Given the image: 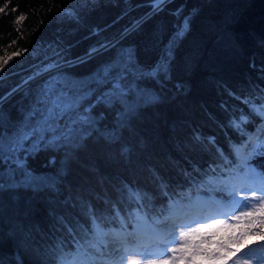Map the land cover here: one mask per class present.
I'll return each mask as SVG.
<instances>
[{"label":"trees","instance_id":"obj_1","mask_svg":"<svg viewBox=\"0 0 264 264\" xmlns=\"http://www.w3.org/2000/svg\"><path fill=\"white\" fill-rule=\"evenodd\" d=\"M0 8V130L9 136L27 124L42 85L57 73L87 78L130 55L136 71L123 82L152 96L107 126L94 107L97 127L75 148L25 153L24 166L40 182L0 189V264H57L94 241L95 222L130 224L134 208L184 218H174L180 205L172 201L235 162L234 145L245 136L233 118L243 111L262 120L243 99L264 100V0H0ZM165 57L167 73L153 78ZM31 74L39 76L24 83ZM247 163L262 177L264 149ZM236 247L261 264L264 235Z\"/></svg>","mask_w":264,"mask_h":264},{"label":"rangeland","instance_id":"obj_2","mask_svg":"<svg viewBox=\"0 0 264 264\" xmlns=\"http://www.w3.org/2000/svg\"><path fill=\"white\" fill-rule=\"evenodd\" d=\"M107 45L108 44H103L102 48ZM121 58L122 59L117 60L109 66L101 68V70L93 76L87 78L70 79L61 73H57L50 76L45 81V84L42 85L41 90L37 95V100L34 101V108L38 106L37 101L40 98L42 91L53 83L59 88L67 87L72 90L73 95H78L79 107L78 109L73 110L70 115L58 118L57 123L59 127L56 129L55 133H46L44 140H39L35 136L26 139L24 141V147L19 149L15 156H11L7 160L8 167L4 170H0V182L26 186L38 184L40 180L36 177V174L32 173L24 166L25 163L23 162V156L25 153L30 150H35L41 145L47 144H55L61 149L67 147L75 148L87 132L95 130L97 127V123L93 121L95 116L93 115L92 109L94 107H96L97 112H95V114L97 115V118H101L102 115L106 117V121L104 122L105 125L103 126H107L116 121L126 120L129 112H131L137 104L152 98L149 91L141 89L134 82H123L128 86V94L124 101L106 103L99 99L110 91V79H102V74L106 72L109 67L113 69L112 76H115L119 71H122L124 67L127 66L126 62L128 61V57L122 56ZM56 68L57 67H51L44 73L55 70ZM38 76L39 75L37 74H31L24 82L27 83ZM243 100L246 103L247 110H251L259 117L264 116V111H260L261 108L264 109V102L252 101L248 98H244ZM98 101L101 102L99 103ZM34 108H31L30 111L27 112L26 117L28 119L26 123L30 122L33 126L41 118L40 113H37L35 116H30ZM117 110H119V112L121 111V113H118ZM260 120L261 119L258 120L256 118L250 119L243 111L239 117L233 119L234 125L242 130L245 136L243 141L234 145L233 153L235 156V162L227 174H211L205 182L201 181L195 184L193 190L188 194V198H176L172 201L171 208L174 205H180L179 207L172 208L174 218L176 215L178 217L180 215L185 216L184 218L181 217L180 219H177L178 222L181 220L180 225L174 224L177 220L171 219V221L170 219H165L167 215L164 217L148 216L140 209L134 208L130 217V224L125 223V219L119 217V224L121 225L115 227H103V233L94 237V241L90 244L98 246L99 251H97L95 247L88 248L89 244H86L84 246L88 248L87 252L81 251L79 256H75L74 251L70 257L81 260L94 259L96 264L101 263L108 254H111L113 246L110 245V241L116 236L115 233L120 230L121 235L116 236L122 237L121 239L119 238L120 244L117 245L118 248L116 249H119L120 251H115L116 257L114 255L111 256L107 262L105 260L106 264H129V261L132 260L139 261V264H149V260L144 259L145 256L150 259H168V257L172 256L173 253L171 252V248L178 246L180 231H189L191 226H198L194 225L193 221L199 223H212L213 218L225 219V216H228L229 219L225 222L236 224L237 221L230 219L231 215H239V212L236 211L237 205L235 201H240L243 195L251 197L253 191L256 192L257 196L264 194V178L257 175L247 163L256 152L264 149V140H261V137H264V120ZM69 130H71L70 139L67 138ZM54 134L58 138L55 141H52L51 138ZM34 142L38 147H33ZM237 149H239L238 152L236 151ZM245 153H251L250 158L246 157ZM12 164L16 165L12 166ZM15 169L16 172L14 171ZM6 172L9 177H4V175H2ZM29 174L35 179L26 182ZM10 177H12V179H10ZM221 189L229 191V197H219L216 194V191ZM245 203H247L250 208L252 201H245ZM256 203H258V201H256ZM190 206L191 208H189ZM171 208L169 210H171ZM249 208H243L241 210L247 211ZM199 212L201 214H199ZM167 220H170V222ZM96 223L97 222L94 223L93 228ZM164 224H166V226H164ZM183 225H189L190 227L182 228L181 226ZM137 228L142 230V232H136L135 229L137 230ZM166 229H168L169 234L164 235L163 237V234L166 233L164 230ZM211 230L216 229L206 230L205 234L207 235V232H211ZM174 236L176 238L175 243H170L169 241H171ZM80 247L81 245L76 249H79ZM104 248L106 251L102 253L101 250ZM165 249H167L166 254ZM237 259H244L241 251L237 252L235 256L221 261L220 264H235ZM173 264H179V262L174 261Z\"/></svg>","mask_w":264,"mask_h":264},{"label":"snow or ice","instance_id":"obj_3","mask_svg":"<svg viewBox=\"0 0 264 264\" xmlns=\"http://www.w3.org/2000/svg\"><path fill=\"white\" fill-rule=\"evenodd\" d=\"M158 2V0H157ZM6 7V6H5ZM4 11L0 8V12ZM25 17L20 16L17 19V23L22 21ZM10 59V57H8ZM131 56L129 55L127 66L122 71H119L115 76H112L113 69L109 67L106 72L102 74V79H110V91L105 96L99 99L106 103H113L116 101H124L128 94V86L123 83L127 78V74L130 68L133 71L136 69L131 65ZM5 63L7 60L4 61ZM168 71V58L165 57L160 63H158L153 69H151L150 75L153 78H158L160 75L166 74ZM99 76V74H98ZM79 96L73 95L72 90L67 87L59 88L55 83L50 84L45 88L40 98L37 101L38 106L35 107L30 116H35L40 113L41 118L33 126L30 122L17 129L11 136L8 135L6 130H0V160L7 163V160L11 156H15L17 151L24 147V141L30 137H37L39 140H44L46 133H55L59 127L57 120L65 115H70L73 110L79 107ZM260 111H264L261 109ZM58 137L54 134L52 141H55ZM67 138H71V130H69ZM264 140V137H261ZM33 147H38L34 142ZM246 147V146H245ZM237 152L239 149L236 150ZM246 157L250 158L251 153H245ZM254 171V170H253ZM2 175L7 176V173ZM264 177V173L260 174ZM35 179L29 174L27 181ZM6 186L5 183L0 182V189ZM252 201L251 207L245 203V201ZM258 201V203H256ZM237 208L236 211L239 215H231L230 219L237 221L236 224L226 223L229 219L225 216V219H212V223H199L193 221L194 225H183L182 228L190 227L189 231H180L179 244L176 247L171 248L172 256L168 259H150L145 256L144 259L149 260V264H173L174 261H178L179 264H220L232 256H235L239 251V247L233 248V245H240L245 239L251 235H264V194L257 196L253 191L251 197L246 195L242 196L240 201H235ZM243 208H249L247 211H242ZM243 222V223H241ZM261 229L262 231H255V229ZM216 229V231L207 232L206 230ZM236 229H241L239 235H236ZM220 230H223V234H220ZM94 236H99L103 233V225L96 223L95 227L91 229ZM175 236L170 243H175ZM247 246V245H245ZM95 247L99 251L98 246L89 244L88 248ZM83 244L79 249L75 250V256H79L81 251L87 252ZM167 249H165V254ZM180 255L177 256L176 254ZM253 259H257L253 257ZM261 264H264V256L258 258ZM57 264H96L93 260H81L72 257L62 256ZM129 264H139V261L132 260ZM235 264H252L250 259H237Z\"/></svg>","mask_w":264,"mask_h":264},{"label":"bare ground","instance_id":"obj_4","mask_svg":"<svg viewBox=\"0 0 264 264\" xmlns=\"http://www.w3.org/2000/svg\"><path fill=\"white\" fill-rule=\"evenodd\" d=\"M83 57V56H82ZM77 59V58H76ZM80 59V58H79ZM262 102H264V100L262 101ZM256 104V103H255ZM262 109V108H261ZM252 117H254V116H252ZM258 118V117H257ZM260 118H261V116H260ZM234 119V118H233ZM261 121V120H260ZM252 123V122H251ZM199 133V132H198ZM206 135V134H205ZM206 137V136H205ZM211 137V136H210ZM177 158V157H176ZM236 165V164H235ZM237 166V165H236ZM125 204V203H124ZM175 207H177V206H175ZM179 207V206H178ZM184 208V207H183ZM189 208H191V206L189 207ZM189 208H187V209H189ZM105 209V208H104ZM180 209V208H179ZM181 210V209H180ZM173 211V210H172ZM102 212V211H101ZM106 212H107V210H106ZM104 213V212H103ZM129 218V217H128ZM145 218V217H144ZM147 218V217H146ZM118 219V218H117ZM127 219V218H126ZM134 219V218H133ZM149 219V218H148ZM134 221V220H133ZM66 222H67V220H66ZM174 222V221H173ZM136 223V222H135ZM67 225V224H66ZM111 225V224H110ZM164 226H166V224H164ZM70 227H71V225H70ZM115 227V226H114ZM132 231V230H131ZM135 231L136 232H142V230H139L138 228H137V230L135 229ZM134 231V232H135ZM133 232V233H134ZM144 232V231H143ZM115 235L117 236H120L121 235V233H120V230L118 231V232H116L115 233ZM127 235V234H126ZM115 236V237H116ZM63 237V236H62ZM113 238L111 241H110V245L111 246H113V248H112V252H111V254H105V255H107V257L105 258V259H103L104 261H101V263H99V264H106V262L111 258V256H114L115 255V257H116V253H115V251H117V252H119L120 250L118 249V250H116L118 247H117V245L118 244H120V239L122 238V237H116V238ZM49 238V237H48ZM118 238V239H117ZM120 238V239H119ZM59 240H60V238H59ZM46 242V241H45ZM54 242V241H53ZM60 242V241H59ZM123 242V241H122ZM40 243V242H39ZM56 243H57V241H56ZM129 243V242H128ZM122 245V244H121ZM57 246V245H56ZM59 246H60V244H59ZM124 247V246H123ZM41 248H42V246H41ZM121 249V248H120ZM123 249V248H122ZM104 251H106V249L104 248L103 250H101V252L102 253H104ZM106 253H108V252H106ZM101 255V254H100ZM102 256V255H101ZM120 257V256H119ZM105 260H106V262H105Z\"/></svg>","mask_w":264,"mask_h":264},{"label":"water","instance_id":"obj_5","mask_svg":"<svg viewBox=\"0 0 264 264\" xmlns=\"http://www.w3.org/2000/svg\"><path fill=\"white\" fill-rule=\"evenodd\" d=\"M84 57V56H83Z\"/></svg>","mask_w":264,"mask_h":264}]
</instances>
